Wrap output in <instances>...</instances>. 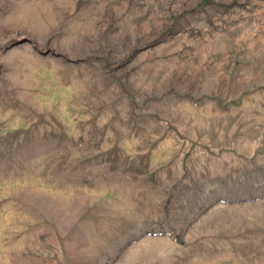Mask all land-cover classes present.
I'll return each mask as SVG.
<instances>
[{
  "label": "rangeland",
  "instance_id": "obj_1",
  "mask_svg": "<svg viewBox=\"0 0 264 264\" xmlns=\"http://www.w3.org/2000/svg\"><path fill=\"white\" fill-rule=\"evenodd\" d=\"M0 264H264V0H0Z\"/></svg>",
  "mask_w": 264,
  "mask_h": 264
}]
</instances>
